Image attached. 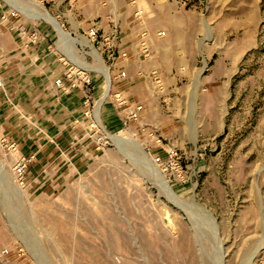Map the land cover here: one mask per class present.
Returning a JSON list of instances; mask_svg holds the SVG:
<instances>
[{
  "label": "rangeland",
  "instance_id": "rangeland-1",
  "mask_svg": "<svg viewBox=\"0 0 264 264\" xmlns=\"http://www.w3.org/2000/svg\"><path fill=\"white\" fill-rule=\"evenodd\" d=\"M2 1L54 18L61 33L44 27L67 38L66 61L98 81V95L71 144L82 167L66 186L20 187L0 147V248L11 247L0 264H264V0H116L147 56L140 51L144 66L124 70L108 94L101 68L112 75L119 42L93 48L67 0ZM116 90L144 105L138 122L124 123L108 100ZM172 151L179 172L153 161Z\"/></svg>",
  "mask_w": 264,
  "mask_h": 264
},
{
  "label": "crops",
  "instance_id": "crops-1",
  "mask_svg": "<svg viewBox=\"0 0 264 264\" xmlns=\"http://www.w3.org/2000/svg\"><path fill=\"white\" fill-rule=\"evenodd\" d=\"M2 4L0 0V17L6 11ZM124 5L116 0H69L62 6L66 13L80 22L84 28L80 27V30L84 32L95 23L102 36L110 37V27H119V43L116 44L119 56L109 66L112 73L120 70L129 73L135 62L142 67V63H146L140 58L141 48H135L132 43L138 33L130 28V16ZM155 9L162 11L164 8L157 5ZM89 15L95 20L92 21ZM145 22L146 18H141L140 26ZM9 24L10 21H1L0 18V138L15 143L17 154L33 157L26 178L34 186L40 188L55 183L66 186L69 174L82 167L72 153L74 148L71 144L80 135V126L86 123L84 112L87 104L98 95V81L91 78L84 91L83 82L74 73L80 72L81 67H77L73 60H68L70 65L66 61L67 56L61 50L63 41L57 33L50 34L49 29L44 28L46 39L29 48L24 46L23 39L16 30L9 28ZM166 28L162 24L160 29H164L167 36ZM53 38L56 48L51 47ZM159 40L164 42L165 37ZM112 43L113 40L106 44ZM87 91L90 94L88 103ZM105 104L103 120L113 129L118 121L116 110L107 105L108 102ZM2 151L5 153L3 148Z\"/></svg>",
  "mask_w": 264,
  "mask_h": 264
},
{
  "label": "built area",
  "instance_id": "built-area-1",
  "mask_svg": "<svg viewBox=\"0 0 264 264\" xmlns=\"http://www.w3.org/2000/svg\"><path fill=\"white\" fill-rule=\"evenodd\" d=\"M69 1V0H68ZM130 4H133L131 2ZM136 17H140L144 14L143 9H137L136 11L133 12ZM91 18V15H89ZM1 21H10L9 28L16 30L20 37L23 39L24 46L25 47H34L41 43L43 40L46 39L47 33L44 31V26L47 24L50 25L44 18H31L26 15H24L22 12L19 10L13 8L12 6L9 7L8 10L3 12L1 14ZM92 21H94V17L91 18ZM54 30V29H53ZM111 31V38L110 37H104L102 36V33L100 32V29L96 26L95 23H93L91 26H89L84 34L87 35V40L92 43H95L96 41H100L102 43H107L108 41L113 42L117 41L119 42V27L117 25L111 26L110 27ZM55 32V31H54ZM56 33V32H55ZM81 35V34H80ZM83 36V34H82ZM99 39V40H98ZM111 39V40H110ZM61 41L63 39L61 38ZM93 47V45L91 44ZM50 47V46H48ZM52 47V46H51ZM94 48V47H93ZM142 54L147 56L144 47L141 48L140 50ZM119 56V53L117 51V57ZM75 71L74 73H76ZM80 73V72H79ZM78 72L76 73L77 76H79ZM138 73L140 75L144 74L142 70H139ZM66 76H70L67 74ZM80 77V76H79ZM126 78V73L125 71L121 70L116 73H112V75H109V83L111 82H116L120 79ZM80 80L83 82V88H87L86 86L89 87L90 85V79L87 77H80ZM58 84H61L60 80L56 81ZM2 86V83L0 82V87ZM108 94V93H107ZM89 93L88 91L86 92V103H88L89 100ZM101 102L106 99V95L101 97ZM108 100L114 101V105L118 108H122L121 111H124V123L125 122H138L140 120V114L143 110L144 105L141 103H134V104H129L127 95L124 92L116 90L112 95L108 96ZM95 108V107H94ZM99 110V107H98ZM93 111L92 113V119H93ZM86 114V113H85ZM89 116V115H88ZM141 130H143L141 128ZM0 147H2L5 151L6 154H8L11 157L12 160V172L14 175V179L17 182V184L20 187H24L27 185V169L29 164L32 162L33 157L32 156H24V155H19L17 154L18 148L15 143H9L6 141L5 138H0ZM154 163L158 167H163L165 170L166 169H171L176 172H179L180 166L178 162L176 161V153L172 151L167 159H161L159 156L153 157ZM18 248V246H14V249ZM11 247H1L0 248V258H6L10 254ZM18 251V250H16Z\"/></svg>",
  "mask_w": 264,
  "mask_h": 264
},
{
  "label": "bare ground",
  "instance_id": "bare-ground-1",
  "mask_svg": "<svg viewBox=\"0 0 264 264\" xmlns=\"http://www.w3.org/2000/svg\"><path fill=\"white\" fill-rule=\"evenodd\" d=\"M14 8V7H13ZM35 14V13H34ZM45 15V16H44ZM39 16H44V18L46 19L47 22H49L56 30L58 33H61V28L59 27L58 23L56 22V20L54 18H51L49 15L41 12V13H37L35 16L33 17H39ZM101 71L103 72V74L105 75V78H106V93L108 92L109 90V74L107 73V71L103 68H101ZM99 105V104H98ZM98 107V106H97ZM97 109V108H96ZM98 112V111H97ZM95 124L98 125V117L96 116L95 118ZM105 135H108L107 133H104ZM112 135H108L107 137H111ZM114 138V137H112ZM115 140H117V138H115ZM1 169H3V165L1 163ZM2 171V170H1ZM157 172V171H156ZM154 173V171H153ZM155 175V173H154ZM156 181L163 186L164 190L166 191L168 197L172 200H175V196L173 194H171V190L169 189L168 185L165 183V180L163 179V177L159 174L156 178ZM171 200V201H172Z\"/></svg>",
  "mask_w": 264,
  "mask_h": 264
}]
</instances>
